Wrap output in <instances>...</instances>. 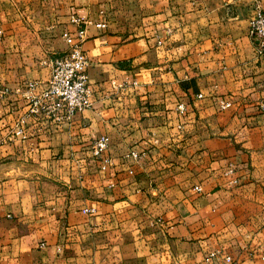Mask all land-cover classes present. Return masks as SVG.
<instances>
[{
    "label": "crops",
    "instance_id": "1",
    "mask_svg": "<svg viewBox=\"0 0 264 264\" xmlns=\"http://www.w3.org/2000/svg\"><path fill=\"white\" fill-rule=\"evenodd\" d=\"M253 8L0 0V89L10 91L0 100V264H264ZM71 16L86 22L93 107L56 125L28 114L25 93L49 81L50 61L69 49L63 34L77 38ZM101 136L110 145L98 158L90 146Z\"/></svg>",
    "mask_w": 264,
    "mask_h": 264
},
{
    "label": "built area",
    "instance_id": "2",
    "mask_svg": "<svg viewBox=\"0 0 264 264\" xmlns=\"http://www.w3.org/2000/svg\"><path fill=\"white\" fill-rule=\"evenodd\" d=\"M253 8V14L249 22V36L253 40L259 55H264V0H249ZM71 22L78 26L77 38L68 32L63 34L69 45V49L50 61L52 74L49 81L40 87L37 83H28L26 99L30 115H44L50 118L56 125L72 123L74 118L85 110L93 107L92 92L88 78L89 60L82 50V43L86 36V22L83 18L71 16ZM97 28L106 29L105 23L96 24ZM3 31L0 30V40ZM10 93L8 88L0 89V100ZM227 107L230 104H226ZM264 107V106H263ZM180 113L186 108L179 105ZM22 130L18 134H22ZM110 145L108 136H101L93 140L91 150L95 157L104 155ZM131 156L138 160L140 155L132 153ZM109 160L106 159L105 163ZM200 191V188H197ZM85 213L94 214L96 210H84ZM229 260V258H228ZM230 261V260H229Z\"/></svg>",
    "mask_w": 264,
    "mask_h": 264
}]
</instances>
